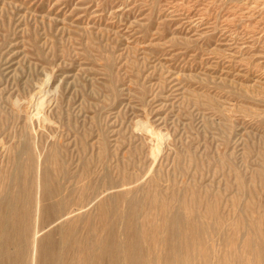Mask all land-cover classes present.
Segmentation results:
<instances>
[{
	"label": "rangeland",
	"instance_id": "1",
	"mask_svg": "<svg viewBox=\"0 0 264 264\" xmlns=\"http://www.w3.org/2000/svg\"><path fill=\"white\" fill-rule=\"evenodd\" d=\"M34 257L264 264V0H0V264Z\"/></svg>",
	"mask_w": 264,
	"mask_h": 264
},
{
	"label": "bare ground",
	"instance_id": "2",
	"mask_svg": "<svg viewBox=\"0 0 264 264\" xmlns=\"http://www.w3.org/2000/svg\"><path fill=\"white\" fill-rule=\"evenodd\" d=\"M38 231H39V230H37L36 233H38ZM37 235H38V234H37ZM41 239H43V238H41ZM41 239H37V238L35 239L36 246H37V243H39ZM36 246H35V248H36ZM36 250H37V249H36ZM35 253H36V252H35ZM33 260H34V264H35V257H34Z\"/></svg>",
	"mask_w": 264,
	"mask_h": 264
}]
</instances>
